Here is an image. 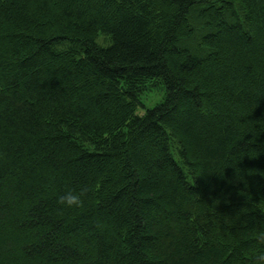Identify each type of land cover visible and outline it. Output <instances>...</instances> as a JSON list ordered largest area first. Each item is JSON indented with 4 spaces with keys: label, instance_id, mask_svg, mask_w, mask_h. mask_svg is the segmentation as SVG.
<instances>
[{
    "label": "trees",
    "instance_id": "trees-1",
    "mask_svg": "<svg viewBox=\"0 0 264 264\" xmlns=\"http://www.w3.org/2000/svg\"><path fill=\"white\" fill-rule=\"evenodd\" d=\"M261 256L264 0H0V264Z\"/></svg>",
    "mask_w": 264,
    "mask_h": 264
},
{
    "label": "clouds",
    "instance_id": "clouds-1",
    "mask_svg": "<svg viewBox=\"0 0 264 264\" xmlns=\"http://www.w3.org/2000/svg\"><path fill=\"white\" fill-rule=\"evenodd\" d=\"M83 193L77 195V194H66L64 196H61L59 198V203L62 205H65L67 207H74L79 206L81 204V196ZM261 260H264V256L260 257Z\"/></svg>",
    "mask_w": 264,
    "mask_h": 264
},
{
    "label": "rangeland",
    "instance_id": "rangeland-1",
    "mask_svg": "<svg viewBox=\"0 0 264 264\" xmlns=\"http://www.w3.org/2000/svg\"><path fill=\"white\" fill-rule=\"evenodd\" d=\"M161 89L160 87H158L157 89H155L154 91L150 92L147 95L143 96V102L145 104L146 107L150 108L153 107L161 98ZM139 114H142L141 110H138Z\"/></svg>",
    "mask_w": 264,
    "mask_h": 264
}]
</instances>
